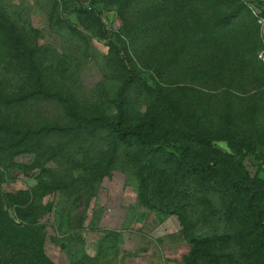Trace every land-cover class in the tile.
<instances>
[{"label": "rangeland", "instance_id": "374dc122", "mask_svg": "<svg viewBox=\"0 0 264 264\" xmlns=\"http://www.w3.org/2000/svg\"><path fill=\"white\" fill-rule=\"evenodd\" d=\"M98 1L0 0V119L21 129L46 128L28 139L33 153L0 161L5 193L28 191L40 180L55 189L42 199V222L48 223L45 250L56 264L95 257L99 244L103 264H264V225L253 224L247 197L220 181L202 187L177 165L178 155L167 145L155 150L115 137L106 121H150L160 80L178 87L188 84L190 71L201 77L204 69L195 58L161 79L128 82L116 52L124 40L116 0ZM205 2L218 7L202 11L200 23L233 11L236 24H243L246 13L256 19L264 57V0ZM17 46L29 54L48 95L37 91L28 58ZM184 148L190 159L206 154L215 159L221 173L236 181L249 186L255 181L264 222V144L240 153L226 141L204 150L185 141ZM179 190L185 196L181 217L163 211L162 203L164 193ZM107 209L121 215L117 232L104 229ZM82 229L78 243L70 233Z\"/></svg>", "mask_w": 264, "mask_h": 264}, {"label": "trees", "instance_id": "16d2710c", "mask_svg": "<svg viewBox=\"0 0 264 264\" xmlns=\"http://www.w3.org/2000/svg\"><path fill=\"white\" fill-rule=\"evenodd\" d=\"M141 1H114L124 37L123 48H116V52L125 67L127 81L140 82L145 76L161 79L172 68L190 66L196 59L201 61L204 78L192 70L185 85L170 87L171 84L160 80L154 90L155 106L148 115L150 121L144 124L106 122L113 126L119 141L133 138L155 150L171 147L178 155L177 165L186 174L197 177L202 187L210 188L220 181L227 190L247 197L253 224L262 228L263 211L255 204L259 194L257 183L253 181L249 186L224 175L216 160L207 154L190 159V149L184 148L185 141L203 150L214 142L226 141L232 152L240 153L264 144V57L259 55L263 43L256 19L246 13L243 24H236L238 15L233 11L209 23H200L201 12L216 10V4L208 5L206 0H147L145 4ZM16 49L28 58L26 64L36 78L37 91L46 93L29 54L19 46ZM199 78L206 82H199ZM12 124L7 118L0 119V157H5L0 161L33 153L27 150L28 139L40 137L46 130L28 126L21 129ZM3 178L0 174V264H56L46 253L44 228L48 223L42 222V199L55 189L40 180L37 187L28 191L5 193ZM184 198L181 190L176 194L164 193L163 211L181 217ZM86 218L81 216L80 226ZM82 232L86 231L71 232L70 237L77 236L79 243ZM95 252V257L84 254L80 261L69 264L105 263L102 244Z\"/></svg>", "mask_w": 264, "mask_h": 264}, {"label": "crops", "instance_id": "0c3cea01", "mask_svg": "<svg viewBox=\"0 0 264 264\" xmlns=\"http://www.w3.org/2000/svg\"><path fill=\"white\" fill-rule=\"evenodd\" d=\"M110 209H107V217L108 219H106V225L108 226V228H104L106 230H111V231H118L117 229H119V225L121 223V215L119 214H113L112 211ZM102 225H100L101 228ZM102 229V228H101ZM102 229V230H104Z\"/></svg>", "mask_w": 264, "mask_h": 264}]
</instances>
